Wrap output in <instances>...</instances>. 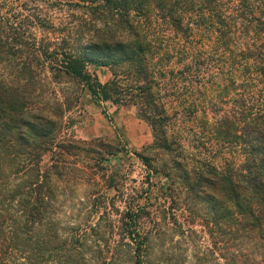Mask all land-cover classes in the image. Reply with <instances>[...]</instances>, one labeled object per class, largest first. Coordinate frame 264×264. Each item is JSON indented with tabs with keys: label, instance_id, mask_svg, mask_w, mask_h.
<instances>
[{
	"label": "rangeland",
	"instance_id": "rangeland-1",
	"mask_svg": "<svg viewBox=\"0 0 264 264\" xmlns=\"http://www.w3.org/2000/svg\"><path fill=\"white\" fill-rule=\"evenodd\" d=\"M95 4L0 0V76L7 81L23 73L15 56H38L44 66L59 64L66 57L61 52L79 53L92 40H99L102 32L125 39L128 31L117 22L118 11L92 10ZM130 15L131 22L140 27L136 26L141 38L145 33L153 49L145 56L155 81L153 96L148 99L157 103L153 114H159L163 106L165 113L160 115L169 116L160 125L163 135L159 139L154 137V119L144 114L141 102L123 105L103 99L99 93L93 97L78 79L62 72L54 79L33 65L42 81L38 86L46 90L45 102L58 100L66 106L56 140L76 143L59 157L62 173L51 179L56 216L62 225L86 232L101 216L98 230L104 231L113 247L127 232L125 228H130L125 225V213L134 215L133 248L140 240L137 233L145 237L142 264H228L224 254L227 225L213 224L207 203L183 187L171 166L175 159L182 168L180 171L175 162L176 172L190 173L192 181L208 173L210 163H241L244 153L238 135L245 122L243 113L248 109L255 116L262 112L264 78L252 56H239L237 47L230 51L232 45H223L215 32L193 28L187 37L166 31L161 22L146 29L143 17ZM41 49L55 56L45 57ZM114 58L117 80L129 86L132 80L121 75L118 67L120 56ZM86 71L93 83L105 84L113 78L106 66L87 64ZM104 72L111 74L107 81ZM67 100L71 105L67 106ZM137 118L145 126L144 137L138 132ZM54 156L46 152L41 166L53 165ZM105 222L112 224V230ZM119 251L116 264H131L127 248L120 246ZM263 255L262 251L257 254L253 264H264Z\"/></svg>",
	"mask_w": 264,
	"mask_h": 264
},
{
	"label": "trees",
	"instance_id": "trees-1",
	"mask_svg": "<svg viewBox=\"0 0 264 264\" xmlns=\"http://www.w3.org/2000/svg\"><path fill=\"white\" fill-rule=\"evenodd\" d=\"M82 1L96 2L92 10L105 14L118 11L120 20L117 22L125 25L127 37L117 39L102 32L99 40H92L79 53L61 52V56L66 57L59 64L44 66L38 56H15L23 73L7 81L0 76V264H116L121 255L120 246L129 251L131 264H142L145 237L137 233L139 244L133 248L137 223L134 215L125 213V225L130 228H125L127 232L113 247L109 246L104 231L98 230L101 216L94 226H87L88 232L62 225L57 218L52 204L51 179L62 173L59 157L76 143L65 138L56 140L66 106L58 100L54 104L45 102L46 90L38 86L42 81L33 65L41 73H51L54 79L60 77L61 72L78 79L93 97L99 93L103 99L123 105L141 102L144 114L154 119L155 140L163 135L160 125L168 121L169 116L160 115L165 113L163 106L159 114H153L157 103L148 99L153 96L151 90L155 81L150 61L145 57L150 56L153 49L145 33L144 39L141 38L137 31L140 27L131 22L130 13L143 17L146 29L161 22L166 31L181 32L187 37L193 28L215 32L216 39L223 45L228 48L232 45L230 51L237 47L239 56H252L251 60L257 63L258 72L264 78V0ZM41 50L40 54L45 57L55 56ZM114 56H120L121 75L132 80L129 86L117 80ZM87 64L108 67L113 78L105 84L97 80L91 82ZM70 101H66L67 106L71 105ZM243 116L245 122L238 135L244 153L241 163H210L208 173L197 175L194 172L197 177L192 181L190 173L176 172L175 159L171 166L175 171L173 176H177L183 187L207 203L213 224L227 225L225 232L228 231L229 236L225 239L224 254L228 264H253L257 254L264 253V108L256 116L249 109L244 110ZM232 136L236 137L233 133ZM54 147L57 150H53ZM165 148L172 152L170 147ZM49 151L55 155L52 158L55 162L43 168L42 157ZM143 160L148 162L147 157ZM176 165L181 171L179 162ZM105 225L112 230L111 223L105 222Z\"/></svg>",
	"mask_w": 264,
	"mask_h": 264
},
{
	"label": "crops",
	"instance_id": "crops-1",
	"mask_svg": "<svg viewBox=\"0 0 264 264\" xmlns=\"http://www.w3.org/2000/svg\"><path fill=\"white\" fill-rule=\"evenodd\" d=\"M110 75H111L110 72H104V73H103V78H104V80H105V81L109 80ZM101 81H102V80H101ZM102 83H104V82H102ZM138 120H139V119L137 118V120H136L137 122H136V123H137V125H138L137 127H138V129H139L138 132H139L140 136H143V137H144V135H145V133H146V132H145V131H146L145 126H144V124H143V126L140 125V124L138 123Z\"/></svg>",
	"mask_w": 264,
	"mask_h": 264
}]
</instances>
